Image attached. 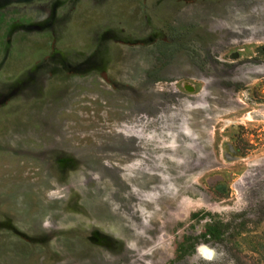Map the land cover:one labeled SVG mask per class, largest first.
<instances>
[{
  "label": "rangeland",
  "instance_id": "rangeland-1",
  "mask_svg": "<svg viewBox=\"0 0 264 264\" xmlns=\"http://www.w3.org/2000/svg\"><path fill=\"white\" fill-rule=\"evenodd\" d=\"M0 264H264V0H0Z\"/></svg>",
  "mask_w": 264,
  "mask_h": 264
},
{
  "label": "trees",
  "instance_id": "trees-1",
  "mask_svg": "<svg viewBox=\"0 0 264 264\" xmlns=\"http://www.w3.org/2000/svg\"><path fill=\"white\" fill-rule=\"evenodd\" d=\"M210 235L212 236V235H214L213 233H210Z\"/></svg>",
  "mask_w": 264,
  "mask_h": 264
}]
</instances>
